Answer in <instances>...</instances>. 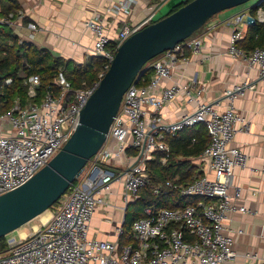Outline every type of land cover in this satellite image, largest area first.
<instances>
[{"label": "built area", "instance_id": "obj_1", "mask_svg": "<svg viewBox=\"0 0 264 264\" xmlns=\"http://www.w3.org/2000/svg\"><path fill=\"white\" fill-rule=\"evenodd\" d=\"M261 2L255 4L256 15L242 13L233 18L229 53L257 65L264 79V48L246 53L238 45L245 37L247 25L264 23ZM136 3V0L113 1L105 11L115 16L127 14ZM156 13L153 10L137 23H124L114 40L102 12H95L85 21V27L94 35L93 55L106 60L105 70L93 84L74 89L60 68L54 88L36 100L40 77L32 75L27 79V102L23 104L17 98L13 106L0 113V195L25 184L58 154L75 132L82 109L109 69L117 49L132 34L156 21ZM0 21L10 25L14 22L8 18ZM202 44V37L192 35L144 66V72L152 69L150 82L133 83L124 93L107 140L50 209V218L26 235L11 232L5 236L7 248L0 253V264H223L237 256L224 221L231 213L247 211L229 193L234 169L245 166L247 159L244 151L233 145L237 132L249 130V121L235 105L244 85L225 90L229 98L225 110L200 101L194 112L184 113L174 122L164 120L162 114L164 106L181 89L178 84L162 87V83L180 62L188 60L187 50L199 54ZM184 88L190 95L189 87ZM204 90L202 87L198 92ZM201 123L208 130L209 142L196 158L206 160L212 174L195 176L185 183L167 181L155 185L153 191L161 194L169 188L183 197H205L207 201L177 209L145 208V216L134 222L129 240L123 245L122 226L114 241L90 236V223L97 208L113 205L110 199L113 183L121 181L126 207L149 183L146 162L152 154L163 152L161 161L166 163L171 154L167 138ZM130 148H137V155L128 154ZM239 196L240 190H236L235 198ZM246 256L254 259L257 253Z\"/></svg>", "mask_w": 264, "mask_h": 264}, {"label": "crops", "instance_id": "obj_2", "mask_svg": "<svg viewBox=\"0 0 264 264\" xmlns=\"http://www.w3.org/2000/svg\"><path fill=\"white\" fill-rule=\"evenodd\" d=\"M18 1L22 15H18L10 27L22 40L47 48L57 56L83 63L93 55L94 35L85 27V21L95 12H102L108 33L114 40L124 23H137L153 10L157 12L156 18H163L187 0H136L130 13L117 16L106 13L105 8L118 0ZM255 4L243 9L224 10L212 17L194 34V37L203 38L201 53L193 54L187 50L188 60L180 62L171 77L162 83V87L181 86L176 98L162 110L164 120L169 122L178 120L184 113L194 112L200 101L225 110L229 105L225 90L244 85L235 105L249 121V130L237 132L233 145L241 148L247 159L245 166L234 169L229 193L233 201L245 206L247 211L231 213L224 221L225 232L232 236L237 256L223 264H264V79L257 65L252 66L229 53L233 18L242 13L253 15L251 10ZM185 86L189 87L190 95ZM202 87L205 90L198 92ZM191 161L197 174H212L206 160L195 157ZM112 187L110 199L113 205L97 208L90 223V236L114 241L125 220V204L121 181L114 182ZM236 190H240V196L235 198ZM41 225L32 226L30 230ZM29 232L21 233L26 235ZM252 252L257 253L254 259L246 256Z\"/></svg>", "mask_w": 264, "mask_h": 264}, {"label": "water", "instance_id": "obj_3", "mask_svg": "<svg viewBox=\"0 0 264 264\" xmlns=\"http://www.w3.org/2000/svg\"><path fill=\"white\" fill-rule=\"evenodd\" d=\"M249 1L191 0L127 38L82 109L68 142L29 181L0 195V238L51 209L76 181L107 140L124 93L140 80L150 60L194 35L216 14Z\"/></svg>", "mask_w": 264, "mask_h": 264}, {"label": "trees", "instance_id": "obj_4", "mask_svg": "<svg viewBox=\"0 0 264 264\" xmlns=\"http://www.w3.org/2000/svg\"><path fill=\"white\" fill-rule=\"evenodd\" d=\"M188 1L191 0L186 2ZM183 4L175 6L171 12ZM259 6L264 7V0ZM257 8L258 5L252 7L253 15H256ZM21 9L18 0H0V19L14 20L20 15ZM238 45L246 53L257 47L264 48V23L256 21L250 24L244 39L240 40ZM105 65L106 60L97 55L89 56L83 63L57 56L47 48H41L32 42L22 40L10 24L0 21V113H4L13 106L17 98L23 104L27 102L26 81L32 75H38L41 80L38 88L39 97L36 99L39 100L49 88H54V80L60 68L66 72L73 88L79 89L97 81L99 74L105 70ZM151 76L152 69L148 68L138 84L147 85ZM193 139H196L195 142ZM167 141L171 145V154L167 162L161 161L164 153L160 151L154 152L146 162L149 183L139 190L136 199L128 203L122 225L124 234L120 238L121 245L128 242L134 222L145 216V208L177 209L207 201L205 197H183L177 190L169 188L161 194H155L153 191L155 185L165 184L167 181L185 183L192 180L195 175L199 176L191 158L198 157L208 145L209 136L206 126L201 123L196 127H187L179 131L176 136L168 137ZM6 248V237H2L0 238V253Z\"/></svg>", "mask_w": 264, "mask_h": 264}, {"label": "rangeland", "instance_id": "obj_5", "mask_svg": "<svg viewBox=\"0 0 264 264\" xmlns=\"http://www.w3.org/2000/svg\"><path fill=\"white\" fill-rule=\"evenodd\" d=\"M183 1V0H182ZM259 0H251V1H249V2H247V3H245V4H243V5H240V6H237V7H234V8H232V9H234V10H237V9H243V8H247V7H249V6H251V5H253V4H255L256 2H258ZM228 10V9H227ZM230 10V9H229ZM159 18H156V20H158ZM204 27V26H203ZM198 32V31H197ZM196 34V33H195ZM21 38V37H20ZM65 74H66V72H65ZM66 76H67V74H66ZM127 153L128 154H135V153H138V149L137 148H130V149H128L127 150ZM45 213H47L48 215H49V217H50V209L49 210H47ZM44 214V213H43ZM42 214V215H43ZM49 219V218H48ZM47 219V220H48ZM43 219L41 218V215L40 216H38L37 218H35L34 220H32V221H30L29 223H27V224H25V225H23L22 227H20L19 229H17V230H15V231H13V235H16V236H18L21 232H29L30 231V228L32 227V226H36V225H41L42 224V222H45V221H42ZM46 220V221H47Z\"/></svg>", "mask_w": 264, "mask_h": 264}, {"label": "bare ground", "instance_id": "obj_6", "mask_svg": "<svg viewBox=\"0 0 264 264\" xmlns=\"http://www.w3.org/2000/svg\"><path fill=\"white\" fill-rule=\"evenodd\" d=\"M41 218L43 219L42 221H45L49 218V215L47 213L44 212V214H41Z\"/></svg>", "mask_w": 264, "mask_h": 264}]
</instances>
